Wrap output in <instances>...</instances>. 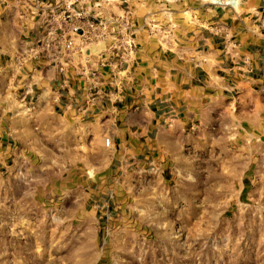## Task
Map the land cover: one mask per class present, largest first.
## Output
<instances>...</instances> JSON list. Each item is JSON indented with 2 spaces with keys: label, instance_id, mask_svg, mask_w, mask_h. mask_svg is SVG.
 <instances>
[{
  "label": "rangeland",
  "instance_id": "rangeland-1",
  "mask_svg": "<svg viewBox=\"0 0 264 264\" xmlns=\"http://www.w3.org/2000/svg\"><path fill=\"white\" fill-rule=\"evenodd\" d=\"M121 1L100 13L127 11L132 29L135 13L163 39L223 8ZM229 104L162 172L113 173L85 131L51 122L0 174V264H264V94Z\"/></svg>",
  "mask_w": 264,
  "mask_h": 264
},
{
  "label": "crops",
  "instance_id": "crops-1",
  "mask_svg": "<svg viewBox=\"0 0 264 264\" xmlns=\"http://www.w3.org/2000/svg\"><path fill=\"white\" fill-rule=\"evenodd\" d=\"M53 1L0 0V174L56 121L105 149L113 173L170 171L215 114L251 98L254 88L264 94V0H240L237 10L210 6L190 29L164 39L134 13L135 49L126 63L100 67L103 43L91 44L89 57L74 52L62 72L32 54ZM83 68L97 69L93 88Z\"/></svg>",
  "mask_w": 264,
  "mask_h": 264
},
{
  "label": "built area",
  "instance_id": "built-area-1",
  "mask_svg": "<svg viewBox=\"0 0 264 264\" xmlns=\"http://www.w3.org/2000/svg\"><path fill=\"white\" fill-rule=\"evenodd\" d=\"M209 3L230 8L237 5L234 0ZM100 5L99 0H58L47 3L41 30L33 39V57L43 58L62 72L71 62L74 52L81 53L86 59L90 56L88 45L103 43V47L96 51L100 67L106 66L114 71L126 63L135 49L129 12L104 16L99 11ZM80 74L88 89L97 83V69L83 68ZM103 144L105 147L110 146L108 137L103 139Z\"/></svg>",
  "mask_w": 264,
  "mask_h": 264
},
{
  "label": "bare ground",
  "instance_id": "bare-ground-1",
  "mask_svg": "<svg viewBox=\"0 0 264 264\" xmlns=\"http://www.w3.org/2000/svg\"><path fill=\"white\" fill-rule=\"evenodd\" d=\"M235 2L237 1L238 2V0H234ZM212 2V1H211ZM219 2H221V1H219V0H214V2L213 3H219ZM236 2V3H237Z\"/></svg>",
  "mask_w": 264,
  "mask_h": 264
}]
</instances>
